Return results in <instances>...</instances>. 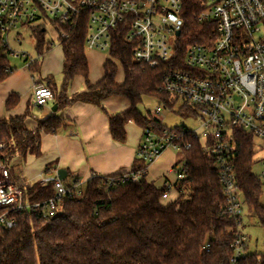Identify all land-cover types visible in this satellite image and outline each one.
<instances>
[{"label": "trees", "instance_id": "1", "mask_svg": "<svg viewBox=\"0 0 264 264\" xmlns=\"http://www.w3.org/2000/svg\"><path fill=\"white\" fill-rule=\"evenodd\" d=\"M201 8V0H184L183 32H188L186 40L188 38L190 43L198 41L196 33L211 28L194 19ZM53 24L56 30L68 34L67 38L59 35L58 39L64 54L62 86L58 88L52 77L45 80V86L51 89L57 101L58 110L77 101L106 110L102 105L105 99H126L131 105L128 112L111 114L105 111L111 136L119 143L127 139L125 127L128 122H133L142 131L162 133L169 128L151 112L139 110L145 97L156 99L165 108L175 106L180 99L159 92L164 65L153 69L135 61L133 52L136 46L126 39L130 28L128 22L110 31L111 47L104 65V77L96 84L89 81L85 55L88 13L83 11L62 25ZM32 36L36 42L37 59L29 65V70L40 80L41 60L53 43L46 39L43 25L34 27ZM9 55L0 47V83L13 73ZM119 66L124 74L122 84L116 81ZM76 76L85 79L87 92L69 97L66 90ZM18 103L19 97L11 94L6 109L11 110ZM185 105L191 107L186 102ZM27 116L0 119V144L6 145L1 156L7 166L18 155L22 158L28 154L40 155V133H55L65 124L63 119L51 116L40 121L38 131L34 133L25 126ZM175 130L186 131L184 140L192 145L190 150L180 152L179 163H184L187 177L176 185L180 196L175 202L164 205L160 198L166 187L158 189L147 181L146 176L135 184L132 181L118 183L124 174L94 175L86 183L82 199L67 195L58 200L59 210L52 218L43 217L44 205L12 213L15 227L0 228V264H233L232 245L237 235L242 236V216L229 213V202L215 167V157L204 151L202 141L195 139L186 127H174ZM234 136L233 167L237 187L245 207L264 229V206L260 202L264 182L253 172L254 137L242 128H235ZM144 168L146 165L136 158L131 172ZM10 175L14 180L11 171ZM111 179L114 183H110ZM64 185L73 191L72 185ZM21 188L24 202L29 205L43 204L55 198L52 183H34L29 188ZM187 190L190 199L184 198ZM3 213L0 210V215ZM206 245L208 250H205ZM242 247L244 256L235 264H264V252L248 253L244 242Z\"/></svg>", "mask_w": 264, "mask_h": 264}, {"label": "built area", "instance_id": "2", "mask_svg": "<svg viewBox=\"0 0 264 264\" xmlns=\"http://www.w3.org/2000/svg\"><path fill=\"white\" fill-rule=\"evenodd\" d=\"M201 2L202 8L194 19L211 28L196 33L198 41L190 43L188 38L186 40L188 32H183L184 0H0V47L9 54L26 58V53L17 54L11 49L12 33L41 26L47 21L62 25L85 11L89 17L85 47L106 51L111 47L110 31L128 22L126 39L136 46L135 61L153 69L165 67L159 92L186 102L203 116L201 133L187 129L195 139L202 141L204 151L215 157L229 213L242 216L246 204L238 190L233 167L235 128H242L254 137L255 152L263 154L256 163L261 165L258 176L264 182V0ZM57 32L62 38L68 37L61 30ZM15 41L20 43L19 34ZM33 62L31 59L28 65ZM33 95L37 107H44L54 99L51 89L42 84H35ZM156 114H160V109ZM185 133L174 128L162 133L142 131L136 158L146 168L124 174L118 183L139 184L149 167L168 149L190 150L192 145L184 140ZM5 147L0 144V210L4 212L0 215V228L15 227L12 213L44 205L43 217L49 219L59 210L58 200L67 195L82 199L83 182L75 181L70 191L56 175L41 181L43 185L53 184L55 198L43 204H26L22 186L13 181L9 166L1 156ZM170 174L175 182L166 181L162 201L168 200L170 192L186 179L184 163L173 167ZM110 183H114V179ZM241 237L237 235L232 245L233 264L244 256ZM208 247L206 245L205 250Z\"/></svg>", "mask_w": 264, "mask_h": 264}, {"label": "crops", "instance_id": "3", "mask_svg": "<svg viewBox=\"0 0 264 264\" xmlns=\"http://www.w3.org/2000/svg\"><path fill=\"white\" fill-rule=\"evenodd\" d=\"M85 55L89 66V81L96 84L104 77V65L109 57L105 58L101 51L86 47ZM29 62L19 71L13 69V73L0 83V119L28 114L25 126L34 133L38 131L39 122L51 116L63 119L65 124L55 133H40V155L28 154L26 158L18 155L11 160L9 169L14 178L13 181L25 188H29L34 183L43 185L41 183L43 178L56 177L57 172L63 169L67 172L66 178L62 181L63 184L69 178L71 181L69 185L75 181H81L85 185L94 175L111 177L130 173L135 164L142 130L133 122H128L125 127L126 141L116 142L111 136L109 120L105 112L126 113L131 108L129 101L124 98L109 97L102 104L106 110L93 104L77 101L59 110L57 106V111L54 112L53 106L57 105L54 98L48 105L37 107L33 95L35 84L45 85L46 78L52 77L58 88L62 86L64 63L62 47L59 43L53 44L43 56L40 80L31 74ZM121 78L118 70L116 81L120 84L124 82V74ZM86 92L85 79L81 76H76L66 90L69 97ZM14 93L19 97V103L15 108L7 110L6 102ZM176 165L177 163L170 170ZM170 170L167 175L160 178L161 183L157 184L156 180L149 182L154 183L158 189L164 187L167 180L175 182ZM148 176L149 170L146 179ZM173 191L175 194L172 193ZM178 194L177 188L170 192L168 199L171 200L170 203L178 199Z\"/></svg>", "mask_w": 264, "mask_h": 264}, {"label": "rangeland", "instance_id": "4", "mask_svg": "<svg viewBox=\"0 0 264 264\" xmlns=\"http://www.w3.org/2000/svg\"><path fill=\"white\" fill-rule=\"evenodd\" d=\"M43 24V23H42ZM37 25V24H36ZM46 29V39L53 44H58L59 34L54 27V24L50 21H47L43 24ZM30 28H21L17 32H14L10 35V45L11 49L14 50L17 54L26 53L27 57L24 59L22 57H17L12 54L9 55V61L11 69H16L17 71L28 63L31 59L35 60L37 54L35 51V39L32 36V29ZM19 34L20 43L15 41V38ZM101 54L105 57H109V50L101 51ZM27 60V61H25ZM122 69L119 67V77L122 76ZM122 79V78H121ZM181 101L177 102L173 107H164L160 105L159 102L150 97H145L143 103L140 105L139 110L142 113L151 112L154 116L165 126L169 128L184 126L190 130H196L201 133L200 123L203 119V116L200 115L197 110L185 105ZM160 109V114L157 115V110ZM254 142H256L254 140ZM261 152H257L255 155V164L253 166V172L256 175H260L262 168L261 165L256 163V160H259L262 157ZM181 160L180 152H177L172 149H168L160 159H158L154 164L149 167V176L147 178L148 182L156 180L157 184L161 183L160 179L163 175H167L168 171L176 163L178 164ZM147 177V175H146ZM172 177V176H171ZM158 178V179H157ZM161 180V181H160ZM65 184L71 183L70 179H66ZM86 184L82 187L83 192L85 191ZM175 194V192H172ZM180 194H178V197ZM185 199H190L191 196L188 193V190L185 191ZM162 201V200H161ZM171 200H164L162 203L164 205L170 204ZM261 205L264 206V189L263 194L260 199ZM240 233L242 235V240L247 245V252L252 254H260L264 252V229L259 225L257 218L254 214L249 211L247 207L243 209L242 215V224L240 226ZM244 251V249H243ZM234 255H235V251Z\"/></svg>", "mask_w": 264, "mask_h": 264}, {"label": "water", "instance_id": "5", "mask_svg": "<svg viewBox=\"0 0 264 264\" xmlns=\"http://www.w3.org/2000/svg\"><path fill=\"white\" fill-rule=\"evenodd\" d=\"M52 110H53L54 112H56V111H57V105H54ZM66 176H67V172H66L65 170H63V169H61V170H59V171L57 172V177H58V179L61 180V181H63V180L66 178Z\"/></svg>", "mask_w": 264, "mask_h": 264}]
</instances>
